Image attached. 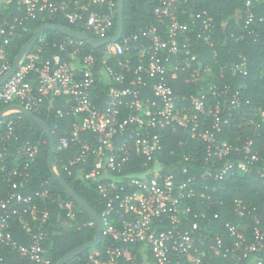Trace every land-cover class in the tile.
Listing matches in <instances>:
<instances>
[{
	"label": "built area",
	"instance_id": "2783aa9c",
	"mask_svg": "<svg viewBox=\"0 0 264 264\" xmlns=\"http://www.w3.org/2000/svg\"><path fill=\"white\" fill-rule=\"evenodd\" d=\"M157 1V24L123 33L118 42L91 46L98 52L86 51L87 42L66 36L58 54L44 58L41 47L27 53L0 88V106L5 107L0 113V244L32 263L51 264L44 249L48 204L57 205L70 221H77L78 212L74 200L56 196L48 183L27 194L40 143L25 141L18 133L23 111L74 120L70 130H63L58 150L72 153L69 174L74 176L75 171L77 180L95 185L105 202L99 217L103 237L110 240L107 247L87 255V264H132L136 260L132 247L138 245L149 249L154 264H210L212 258L264 264V218L256 207L242 199L233 201L239 223L224 224L226 238L207 219L210 206L222 204L213 198L218 187L210 182L228 183L237 176L264 179V156L255 148L264 128V107L243 100L244 85L216 84L213 69L201 60L200 42L213 47L216 32L207 11L195 15L190 25L182 19L188 15L186 1ZM242 1L245 30L261 43L264 20L255 13L261 0ZM18 4L24 15L0 27V80L14 65L5 48L16 40L17 24L62 13L71 25L83 29L79 33L94 40L110 39L117 31L118 0H18ZM225 72L246 78L248 61L242 58L222 66L221 78ZM182 78L193 87L190 93H176L174 86ZM248 110L253 117L246 115ZM179 132L205 149L207 168L193 177L187 176L191 170L187 167L181 170L182 177L165 174L160 162L167 135ZM55 171L58 174L56 165ZM193 199L206 211L194 214ZM14 224L22 227L28 245L14 239ZM87 226L97 228V223L92 219ZM0 264H6L4 258Z\"/></svg>",
	"mask_w": 264,
	"mask_h": 264
},
{
	"label": "trees",
	"instance_id": "16d2710c",
	"mask_svg": "<svg viewBox=\"0 0 264 264\" xmlns=\"http://www.w3.org/2000/svg\"><path fill=\"white\" fill-rule=\"evenodd\" d=\"M84 1V0H83ZM188 3V15L183 16V22L190 25L194 22V16L207 11L216 23V32L212 37L213 47L200 42L199 54L201 60L206 67L213 69V76H216V84L224 85L231 84L233 87L246 86L243 100L249 99L252 107H264V21L260 25L261 43L255 42L254 37L249 35V32L244 27V3L242 0H182ZM158 5L157 0H125L124 4V35L138 33L146 26L157 24V19L154 15V10ZM257 19L264 20V0H261L255 9ZM24 10L18 4V0L7 4L6 1L0 5V27L5 21L13 24L15 18L23 16ZM45 24H56L74 31L82 32L83 29L71 25L59 13L57 17H48L47 15L39 16L35 20H28L21 25L17 24L16 40L6 47L7 58L11 64H14L16 58L20 54L23 47L35 36L39 29ZM117 26V25H116ZM67 40V37L62 33L48 30L44 33L43 38L36 44L32 52L38 48H43V57L47 58L52 54L60 52L59 44ZM0 41V48H1ZM84 49L94 50L99 49L91 47L85 43ZM217 54L214 62V55ZM242 58L248 61L249 76L233 78L230 73L225 72V77L221 78V67L241 62ZM174 89L177 94L190 93L193 90L192 86L186 84V78H182L176 83ZM5 107L0 106V113ZM248 117H253V112H246ZM35 117L46 124L55 139V165L58 175L67 183V185L75 192V194L84 201L96 214L102 215L105 209V202L102 200L95 185L91 183L77 180L69 174L68 159L72 158L71 152H63L58 150V142L63 135V130H70V125L74 121L71 117L60 118L55 113H35ZM17 131L25 141L40 143V154L35 167L31 170L32 184L27 194L43 189V185L48 183L52 192L56 196H60L65 201H73V199L64 190L60 182L50 166V143L45 131L29 116L21 115L17 121ZM182 142V145L180 144ZM256 150L264 156V128L262 137L256 139ZM189 156L188 159H185ZM160 162L164 165L165 174L177 173L180 177L181 170L187 167L190 170L188 177H193L202 173L207 166L205 165V149L196 140L190 139L184 132L178 134L169 133L166 137L164 152L160 156ZM130 168H127V172ZM185 177V176H183ZM218 187V192L213 196L216 200H220L222 204H214L210 206V211L207 214V219L218 227V234L226 238V231L223 226L227 221L238 224L239 219L232 212V204L235 199H242L251 207H256L258 214L264 218V179L256 176H237L228 183L219 182L213 184ZM0 197L2 193L0 191ZM214 199V200H215ZM194 206V214L206 211L204 206L198 207L199 200H191ZM210 201L205 200V205ZM78 217L77 221H70L66 217V213L57 205L48 204L50 210V220L45 228L47 237L44 242L45 257L48 258L51 264H58L61 260L74 252L76 249L92 243L97 236L98 230L96 227L87 226L92 222L89 213L83 210L75 202ZM215 214L219 215V219H214ZM195 221L192 217V222ZM248 225L252 224V220L246 221ZM14 239L23 245H28L29 239L24 230L18 224H14ZM110 244L107 236L103 237L102 243L96 247L89 249L84 254L76 256L67 264H87V255L94 249H103ZM113 244V243H112ZM141 245L132 247V251L137 254ZM152 264L153 257L148 250ZM4 258L6 264H35L21 257V255L9 247L0 244V259ZM140 258V255L138 259ZM210 264H234L231 259L219 258L208 259ZM122 264V263H120ZM246 264V263H244Z\"/></svg>",
	"mask_w": 264,
	"mask_h": 264
},
{
	"label": "water",
	"instance_id": "95a60500",
	"mask_svg": "<svg viewBox=\"0 0 264 264\" xmlns=\"http://www.w3.org/2000/svg\"><path fill=\"white\" fill-rule=\"evenodd\" d=\"M124 4H125V0H118V12H119V14H118L117 31H116L115 36L110 38V39L94 40V39H91L87 33H79V32L73 31L72 29L61 26V25H56V24H45V25H43L39 29V31L35 34V36L23 47L20 54L16 58L14 65H13V68L10 71V73L0 80V88L9 80L10 77H12L16 73L21 59L27 53H29L33 50V48L40 41V39L43 38L44 33L48 30L56 31V32L62 33L63 35H65L67 37H72V38H76L80 41L87 42L89 45H91L93 47H100V46H104V45L109 44V43L118 42L120 40V38L122 37V35L124 33V29H125V25H124ZM23 114L29 116L34 122H36L45 131V133L48 137L49 143H50V166L52 167V169H53V171L57 177V180L60 182V184L62 185L64 190L68 193V195L81 208H83L87 213H89L91 218L93 220H95L97 223L98 233H97L96 239L92 243H89L85 246H82V247L76 249L74 252L69 254L67 257H65L63 260H61L58 263V264H67L76 256L84 254L89 249L96 247L102 243V240H103L102 222H101L99 215L96 214L84 201H82L75 194V192L67 185V183L56 173V171H55V139H54L52 133L50 132L48 126L46 124H44V122H42L40 119L35 117L33 114L27 113L25 111H23ZM1 118H2V115L0 114V119Z\"/></svg>",
	"mask_w": 264,
	"mask_h": 264
},
{
	"label": "crops",
	"instance_id": "0c3cea01",
	"mask_svg": "<svg viewBox=\"0 0 264 264\" xmlns=\"http://www.w3.org/2000/svg\"><path fill=\"white\" fill-rule=\"evenodd\" d=\"M148 248L147 247H145V246H142L141 248H139V250H138V252H137V254L135 253V257H136V260H135V262L134 263H132V264H138L140 261H141V259H142V255H143V253L145 254H148ZM139 255H140V258L138 259V257H139ZM149 255V254H148ZM151 258V257H150ZM122 264H125V263H122Z\"/></svg>",
	"mask_w": 264,
	"mask_h": 264
},
{
	"label": "rangeland",
	"instance_id": "374dc122",
	"mask_svg": "<svg viewBox=\"0 0 264 264\" xmlns=\"http://www.w3.org/2000/svg\"><path fill=\"white\" fill-rule=\"evenodd\" d=\"M4 2V0H0V5ZM138 264H152L151 258L148 254H144L142 255V259Z\"/></svg>",
	"mask_w": 264,
	"mask_h": 264
}]
</instances>
